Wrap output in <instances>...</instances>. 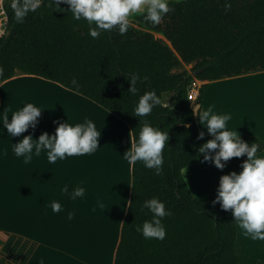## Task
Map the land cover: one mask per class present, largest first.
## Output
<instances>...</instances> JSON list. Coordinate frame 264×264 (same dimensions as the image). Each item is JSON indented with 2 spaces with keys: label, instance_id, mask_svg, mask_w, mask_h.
Here are the masks:
<instances>
[{
  "label": "trees",
  "instance_id": "1",
  "mask_svg": "<svg viewBox=\"0 0 264 264\" xmlns=\"http://www.w3.org/2000/svg\"><path fill=\"white\" fill-rule=\"evenodd\" d=\"M31 2L3 0L7 22L0 36V82L18 71L57 81L128 122L134 142L144 120L169 132L160 175L140 160L133 164L131 199L114 264H241L231 211L213 205L215 195H196L183 174L186 167L202 163L198 148L211 138L205 133L197 139L201 129L189 90L197 79L206 82L200 101L211 81L264 70V0H170L171 10L159 24L139 15L126 33L114 28L98 38L89 35L86 20H73L67 4L60 8L54 0H40L31 10ZM25 7L29 11L18 20L17 9ZM131 74L138 77L136 94L128 91ZM74 77L78 87L71 84ZM149 90H155L161 103L148 116L137 117L134 107ZM165 95L172 96L171 105ZM242 138L264 141L255 135ZM152 197L170 210L163 218V240H146L135 230L151 219L142 204Z\"/></svg>",
  "mask_w": 264,
  "mask_h": 264
},
{
  "label": "crops",
  "instance_id": "2",
  "mask_svg": "<svg viewBox=\"0 0 264 264\" xmlns=\"http://www.w3.org/2000/svg\"><path fill=\"white\" fill-rule=\"evenodd\" d=\"M0 14L1 36L7 22L3 0ZM251 76H259L250 79L259 87L253 93L251 84L250 93H240L235 103L232 100L223 104L213 90L217 83L243 81ZM263 79L264 70L211 81L201 100L191 101V106L196 110L213 104L214 111L231 114L228 126L237 128L241 136L255 135L264 140V91L260 90L264 89V81H260ZM197 81L200 86L206 83ZM27 102L45 108L35 129L30 127L15 137L0 125V264H39L42 258L44 264H114L133 184V164L123 158L134 143L131 126L96 101L57 81L18 71L0 82V116L6 110L11 119L12 112ZM67 117L71 123L83 122L86 117L95 122L101 131L96 152L58 159L54 164L48 162L45 152L33 156L28 164L14 154L13 144L24 135L32 133L33 138H38L43 131L52 134L57 126L53 121ZM196 119L199 128L207 133L198 116ZM242 160L227 162L224 169L211 162L191 165L185 168L190 170L187 182L198 196L216 195L221 174L239 172ZM65 185L69 192L83 186L84 196L70 199L61 191ZM54 200L61 203L60 212L52 211ZM68 211L74 212L71 220L67 219ZM237 228L240 263L264 260L263 242L244 235L238 224ZM245 237L249 239L245 241Z\"/></svg>",
  "mask_w": 264,
  "mask_h": 264
},
{
  "label": "clouds",
  "instance_id": "3",
  "mask_svg": "<svg viewBox=\"0 0 264 264\" xmlns=\"http://www.w3.org/2000/svg\"><path fill=\"white\" fill-rule=\"evenodd\" d=\"M179 3L180 0H171ZM40 0H32L31 10L39 7ZM60 7L61 3L69 6L67 10L72 13L75 21L86 20L89 25V35L98 38L102 31L118 28L120 34L126 33L130 26V17L142 15L146 21L157 25L167 14L170 8V0H54ZM230 7L229 3L225 8ZM61 8V7H60ZM29 11V8H18L16 16L22 20ZM4 67L0 65V76H3ZM138 77L130 75V87L128 91L136 94ZM71 84L78 87V82L74 77ZM161 100L155 90L145 91L141 95L134 107V115L137 117L148 116L153 107L159 105ZM215 105L209 104L206 108L193 110L198 116L199 123L203 125L211 138L202 143L198 152L202 155L201 162H211L218 169H224L227 161L233 157L246 155V159L241 161L240 171L230 170L221 174L216 188V195L212 204L219 203L220 208L231 211L238 227L243 230V234L252 240L264 241V154H258V150L264 153L261 144L264 141H254L249 143L242 138L237 128L228 126L231 120L230 113H218L214 111ZM43 107L32 102L24 103L19 110L12 112L11 119L5 110L0 116V125L6 129L10 136L20 137L30 127L35 129ZM57 126L54 133L49 134L43 131L38 138H33L32 133L24 135L13 144V152L17 157H23V162L28 164L33 156H40L46 153L47 160L54 164L58 159L63 160L70 156H82L92 154L99 146L100 129L97 128L92 119L85 118L83 122L71 123L66 120L53 121ZM205 136V131H199L197 139ZM169 140L168 130L153 125L150 121L144 120L138 133V137L131 147L123 153V158L134 164L140 160L144 166L154 169L156 175L163 171L164 150ZM61 191L72 200L83 197L85 188L75 186L69 192L65 185ZM103 208V204H100ZM150 212L151 219H146L142 224L135 225V230L146 240H163L167 235L163 218L170 215V210L165 206V202L158 197L145 199L142 204ZM53 212H60L62 205L59 201H52ZM95 210V209H93ZM73 211H68L67 219L71 220ZM39 264H44L43 258Z\"/></svg>",
  "mask_w": 264,
  "mask_h": 264
},
{
  "label": "rangeland",
  "instance_id": "4",
  "mask_svg": "<svg viewBox=\"0 0 264 264\" xmlns=\"http://www.w3.org/2000/svg\"><path fill=\"white\" fill-rule=\"evenodd\" d=\"M137 18H138V15L131 17L130 22H132V23L136 22ZM2 27H3L2 16L0 14V29ZM258 77H254V78H252V76L251 77H244L242 79L243 81L235 80V81H231V82L217 83L213 86V90L216 93L218 99H220L223 104H224V101H232V100H233V103H235V100L237 97H239L240 93H242L243 95L244 94L247 95V92L250 93L251 86H252L251 84H253V88H254L253 93L256 92V89H257L256 87H259V86L258 85L256 86L254 83L255 81L250 80V79H257ZM260 81H264V79L260 80ZM195 82L197 83L198 87H201L197 80H195ZM243 82H245V83H243ZM251 82H253V83H251ZM263 85H264V82H263ZM260 90L264 91L263 88ZM248 96H250V94H248ZM164 99H165V102L167 104H169V105L172 104V96L165 95ZM197 100H198V98L196 99V101ZM189 172H190L189 168H187L183 171L184 177L186 178L187 181L189 180L188 179ZM248 239H249V237L248 238L245 237V241H247ZM261 242H263L262 244L264 245V241H261ZM245 243H247V242H244V245H246Z\"/></svg>",
  "mask_w": 264,
  "mask_h": 264
},
{
  "label": "built area",
  "instance_id": "5",
  "mask_svg": "<svg viewBox=\"0 0 264 264\" xmlns=\"http://www.w3.org/2000/svg\"><path fill=\"white\" fill-rule=\"evenodd\" d=\"M200 87L196 83H193L189 90V96L191 98V101L195 102L199 95Z\"/></svg>",
  "mask_w": 264,
  "mask_h": 264
},
{
  "label": "water",
  "instance_id": "6",
  "mask_svg": "<svg viewBox=\"0 0 264 264\" xmlns=\"http://www.w3.org/2000/svg\"><path fill=\"white\" fill-rule=\"evenodd\" d=\"M199 71H201L200 69L199 70H196L193 72L194 75H196Z\"/></svg>",
  "mask_w": 264,
  "mask_h": 264
}]
</instances>
